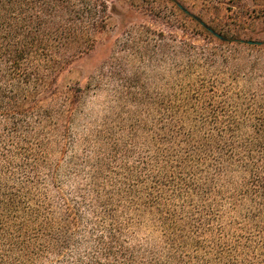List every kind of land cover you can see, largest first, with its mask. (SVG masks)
<instances>
[{
  "label": "trees",
  "instance_id": "obj_1",
  "mask_svg": "<svg viewBox=\"0 0 264 264\" xmlns=\"http://www.w3.org/2000/svg\"><path fill=\"white\" fill-rule=\"evenodd\" d=\"M169 1L82 84L109 1L0 0V264H264V41Z\"/></svg>",
  "mask_w": 264,
  "mask_h": 264
},
{
  "label": "rangeland",
  "instance_id": "obj_2",
  "mask_svg": "<svg viewBox=\"0 0 264 264\" xmlns=\"http://www.w3.org/2000/svg\"><path fill=\"white\" fill-rule=\"evenodd\" d=\"M108 1L114 11L111 29L101 36L94 50L78 59L70 67L65 74L67 80L80 81L84 84L87 78L108 59L113 47L119 46L120 39L125 38V33L122 32L127 24L148 23L153 28H162L166 32L177 33V35L190 31L185 26L184 14L172 1ZM176 1L191 13L215 26L218 31L224 30L230 35L253 38L249 41H264V0ZM134 49L137 47L135 46Z\"/></svg>",
  "mask_w": 264,
  "mask_h": 264
},
{
  "label": "water",
  "instance_id": "obj_3",
  "mask_svg": "<svg viewBox=\"0 0 264 264\" xmlns=\"http://www.w3.org/2000/svg\"><path fill=\"white\" fill-rule=\"evenodd\" d=\"M250 43H253L254 41H249Z\"/></svg>",
  "mask_w": 264,
  "mask_h": 264
}]
</instances>
